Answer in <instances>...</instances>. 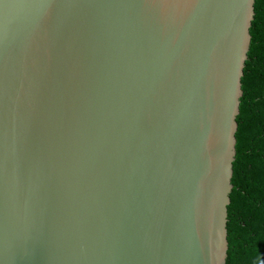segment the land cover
Masks as SVG:
<instances>
[{
    "label": "water",
    "instance_id": "water-1",
    "mask_svg": "<svg viewBox=\"0 0 264 264\" xmlns=\"http://www.w3.org/2000/svg\"><path fill=\"white\" fill-rule=\"evenodd\" d=\"M255 0H0V264H225Z\"/></svg>",
    "mask_w": 264,
    "mask_h": 264
},
{
    "label": "trees",
    "instance_id": "trees-1",
    "mask_svg": "<svg viewBox=\"0 0 264 264\" xmlns=\"http://www.w3.org/2000/svg\"><path fill=\"white\" fill-rule=\"evenodd\" d=\"M226 207L225 264H264V0L254 1Z\"/></svg>",
    "mask_w": 264,
    "mask_h": 264
}]
</instances>
